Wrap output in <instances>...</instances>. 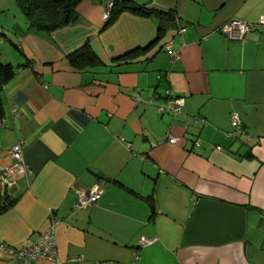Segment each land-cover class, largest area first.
Instances as JSON below:
<instances>
[{"label": "crops", "instance_id": "0c3cea01", "mask_svg": "<svg viewBox=\"0 0 264 264\" xmlns=\"http://www.w3.org/2000/svg\"><path fill=\"white\" fill-rule=\"evenodd\" d=\"M132 1L178 25L120 59L154 42L156 18L123 11L105 27L110 0H82L47 33L0 0V63L15 69L0 166L21 140L31 171L0 182V264H264V0ZM231 19L251 25L243 42L220 32ZM86 42L101 63L80 71L68 55ZM168 91L184 98L176 117L159 110ZM99 182L101 199L74 210ZM54 222L55 260L13 255Z\"/></svg>", "mask_w": 264, "mask_h": 264}, {"label": "built area", "instance_id": "2783aa9c", "mask_svg": "<svg viewBox=\"0 0 264 264\" xmlns=\"http://www.w3.org/2000/svg\"><path fill=\"white\" fill-rule=\"evenodd\" d=\"M112 6L111 2L106 5V10L104 12V20L109 19L110 8ZM260 25H264V17L258 20ZM251 25L245 21L238 19H231L223 24L219 30L222 34L230 39L237 41H244L246 34L250 31ZM183 29H180L182 31ZM2 29L0 28V34ZM165 50L171 51L170 44L164 45ZM173 58H177V54L172 53ZM184 98L180 96H175L172 92L168 91L164 103L159 106V110L162 113H168L174 117L178 116L183 109ZM204 123V120H201ZM3 125V119L0 120V126ZM231 125L232 132L236 135H244V129L242 121L236 112L231 113ZM247 140H251L250 136H247ZM167 141L171 144L177 142V138L169 135ZM156 145V144H154ZM10 162L0 166V182L2 186L10 184L17 176H27L31 173L28 166L25 164L23 155V143L18 140L8 152ZM104 192V186L101 182L94 184L89 188L77 189L76 190V200L73 205L74 210L86 209L89 206L95 205L102 197ZM57 223V222H56ZM54 224L45 232L40 234L38 238L29 246L20 248L18 250L11 251L13 255L20 258L38 259L44 258L48 260H55L57 257V245L56 237L54 232ZM156 241V238H146L142 237L139 240V247H144ZM0 248H4L0 245ZM135 259H138V255L135 254ZM93 264H114L112 261H99ZM130 264H134L133 262Z\"/></svg>", "mask_w": 264, "mask_h": 264}, {"label": "trees", "instance_id": "16d2710c", "mask_svg": "<svg viewBox=\"0 0 264 264\" xmlns=\"http://www.w3.org/2000/svg\"><path fill=\"white\" fill-rule=\"evenodd\" d=\"M82 0H16L17 7L26 18L29 26L42 32H51L58 28L73 23L77 16L76 9ZM109 19L105 27L112 24L120 13L129 11L143 17H154L158 20L157 35L154 42L144 48L128 53L120 59L133 58L145 53L151 46L159 42L168 29L178 25L174 14L171 11L157 10L151 7L135 4L132 0H110ZM164 47V46H162ZM70 65L80 71L89 67L100 65V60L93 52L89 43L68 55ZM15 75L14 67L7 63H0V120L4 116L2 93L6 83ZM10 205L0 204V213L6 211Z\"/></svg>", "mask_w": 264, "mask_h": 264}, {"label": "water", "instance_id": "95a60500", "mask_svg": "<svg viewBox=\"0 0 264 264\" xmlns=\"http://www.w3.org/2000/svg\"><path fill=\"white\" fill-rule=\"evenodd\" d=\"M77 16L73 18V22L76 20ZM5 198H7V194H5Z\"/></svg>", "mask_w": 264, "mask_h": 264}]
</instances>
